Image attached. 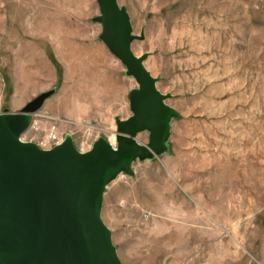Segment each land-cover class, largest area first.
<instances>
[{
  "label": "rangeland",
  "instance_id": "obj_1",
  "mask_svg": "<svg viewBox=\"0 0 264 264\" xmlns=\"http://www.w3.org/2000/svg\"><path fill=\"white\" fill-rule=\"evenodd\" d=\"M117 1L144 36L133 53L180 114L166 152L104 192L122 263L264 264V0ZM98 13L96 0H0V112L55 90L23 141L71 136L86 151L130 116L137 83L99 38Z\"/></svg>",
  "mask_w": 264,
  "mask_h": 264
},
{
  "label": "water",
  "instance_id": "obj_2",
  "mask_svg": "<svg viewBox=\"0 0 264 264\" xmlns=\"http://www.w3.org/2000/svg\"><path fill=\"white\" fill-rule=\"evenodd\" d=\"M99 38L125 67L137 87L128 93L130 116L115 117V144L100 136L79 151L71 136L49 149L21 134L54 89L41 92L17 111L0 112V264H123L103 222L107 185L133 163L167 150L171 120L180 116L135 55L130 16L117 0H96ZM148 133L146 144L137 141Z\"/></svg>",
  "mask_w": 264,
  "mask_h": 264
},
{
  "label": "crops",
  "instance_id": "obj_3",
  "mask_svg": "<svg viewBox=\"0 0 264 264\" xmlns=\"http://www.w3.org/2000/svg\"><path fill=\"white\" fill-rule=\"evenodd\" d=\"M101 212H102V210H101ZM113 240V239H112ZM115 247H116V251H117V254H118V256H119V258H120V260L122 261L123 259L121 258V256H120V254H119V252H120V247H118L117 245H116V243H115ZM148 253V254H147ZM149 255V249L146 247L145 249L143 248V256H141V258H143V257H147ZM123 262V261H122ZM124 264V263H123Z\"/></svg>",
  "mask_w": 264,
  "mask_h": 264
},
{
  "label": "bare ground",
  "instance_id": "obj_4",
  "mask_svg": "<svg viewBox=\"0 0 264 264\" xmlns=\"http://www.w3.org/2000/svg\"><path fill=\"white\" fill-rule=\"evenodd\" d=\"M111 139H112V143H114V142H115V140H114V139H115L114 136H112Z\"/></svg>",
  "mask_w": 264,
  "mask_h": 264
},
{
  "label": "built area",
  "instance_id": "obj_5",
  "mask_svg": "<svg viewBox=\"0 0 264 264\" xmlns=\"http://www.w3.org/2000/svg\"><path fill=\"white\" fill-rule=\"evenodd\" d=\"M28 128H29V127H28ZM28 128H27V129H28ZM27 129H26V130H27ZM24 132H25V131H24ZM24 132H23V133H24ZM23 133H22V134H23ZM22 134H21V135H22ZM20 137H21V136H20ZM21 139H22V137H21ZM48 149H49V148H48Z\"/></svg>",
  "mask_w": 264,
  "mask_h": 264
}]
</instances>
